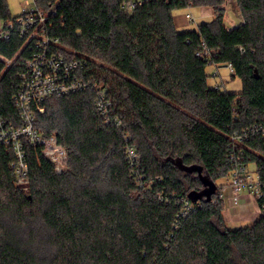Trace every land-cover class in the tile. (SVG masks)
<instances>
[{
    "label": "trees",
    "instance_id": "1",
    "mask_svg": "<svg viewBox=\"0 0 264 264\" xmlns=\"http://www.w3.org/2000/svg\"><path fill=\"white\" fill-rule=\"evenodd\" d=\"M225 1L142 0L131 12L124 0H59L49 33L86 58L82 75L95 87L52 96L35 114L39 132L68 152L62 170L27 145L25 191L12 149L0 147V264H264V210L231 228L223 199H211L217 185L210 199H193L200 174L215 184L227 175L230 135L264 123V0H236L239 21L228 26ZM186 7L211 8L212 18L179 30L174 11ZM16 17L0 0V24ZM30 45L16 24L0 37V116L15 125ZM208 63H230L241 90L210 85ZM98 90L111 103L108 119ZM244 142L241 158L263 174L262 138Z\"/></svg>",
    "mask_w": 264,
    "mask_h": 264
},
{
    "label": "built area",
    "instance_id": "2",
    "mask_svg": "<svg viewBox=\"0 0 264 264\" xmlns=\"http://www.w3.org/2000/svg\"><path fill=\"white\" fill-rule=\"evenodd\" d=\"M35 8L23 7L22 12L13 21L7 24H0V37L7 38L10 31L17 26L20 38L30 45V56L24 59L25 69L20 72L21 82L17 92L13 96L14 106L18 113L19 124L8 123L0 116V147L10 148L13 151L14 159L11 167L15 173V184L23 190L28 188L29 166L26 157V146H38L41 153L53 164L54 169L62 170L68 161L66 148L59 143L55 135L43 136L35 127L36 112H43L45 106L43 102L52 97L66 95L72 92L81 91L88 87H95L91 79H86L82 75L86 58L78 55L75 51H63L57 44V37L49 33L50 16L58 8L59 0H54L47 4V7L40 5L37 0ZM142 0H124L123 7L133 11ZM185 17L194 20L192 13L187 11ZM203 54L208 55L207 48ZM8 63L11 60H6ZM233 72L230 63L225 64ZM96 104L104 113V118L108 119V108L110 101L105 99L103 90H98ZM114 121L120 124V118L114 117ZM249 134H257L262 138L264 145V123H254L250 127L235 130L230 135V141L234 146L229 149L230 169L226 175V181L217 183V192L213 200L230 196L231 201L237 204L240 200L241 191H248L255 198L262 195L264 187V173L261 174V166L254 160H247L241 156L248 151L244 140ZM123 136L128 138V134ZM249 153L256 149L250 148ZM130 157H136L133 149H128ZM250 163L254 164V169H250ZM230 193V194H229ZM264 210V202L259 206ZM191 205L186 202L182 214H187Z\"/></svg>",
    "mask_w": 264,
    "mask_h": 264
},
{
    "label": "rangeland",
    "instance_id": "3",
    "mask_svg": "<svg viewBox=\"0 0 264 264\" xmlns=\"http://www.w3.org/2000/svg\"><path fill=\"white\" fill-rule=\"evenodd\" d=\"M7 3L12 15L20 14L22 12L23 7H26L28 9H33L36 6L34 0H7ZM224 6L226 7V11L224 14V23H226V25H233L235 21L238 22L240 15H239L238 6L236 4V0H226ZM177 10H181V12L190 11L192 13L194 20H188L190 23V26L188 28L195 27L196 23L201 20H209L212 18V10L211 8L208 7H186ZM202 12H208L209 14L202 15ZM206 72L209 75L208 77L209 84L213 86L220 85L222 91L238 92L242 88V80L237 76L232 77L231 76L232 72L230 71L229 67L225 64L208 63L206 66ZM128 135L130 136L129 133ZM249 168L254 169V164L250 163ZM224 181H226V176L219 177L216 180L217 183H222ZM228 197L229 196H226L225 200L223 199L224 209L226 208V210H230L233 206H235L229 202ZM259 211L261 212L260 207H259ZM252 214H253L252 212H248L244 218H246L249 215L251 216ZM259 214L260 213H257L256 215L254 214L253 216H251L252 219L229 221L228 225L231 228L249 225L255 220V218Z\"/></svg>",
    "mask_w": 264,
    "mask_h": 264
},
{
    "label": "crops",
    "instance_id": "4",
    "mask_svg": "<svg viewBox=\"0 0 264 264\" xmlns=\"http://www.w3.org/2000/svg\"><path fill=\"white\" fill-rule=\"evenodd\" d=\"M186 12L187 11L181 12V10L174 11L175 25L179 30H187V29L195 28V27L188 28L190 26V23L188 21L189 19L185 17ZM208 14H209L208 12H202V15H208ZM234 24H236V21L234 22ZM239 197H240V200L238 204H234L231 201L230 196L228 197L229 202L235 206H233L230 210H226V208L223 210V215H224V218L227 219L226 220L227 224L229 221L252 219L251 216H253L254 214L256 215L257 213H260L257 200L251 193H249L248 191H241L239 194ZM248 212H252L253 214L251 216L249 215L246 218H244Z\"/></svg>",
    "mask_w": 264,
    "mask_h": 264
},
{
    "label": "water",
    "instance_id": "5",
    "mask_svg": "<svg viewBox=\"0 0 264 264\" xmlns=\"http://www.w3.org/2000/svg\"><path fill=\"white\" fill-rule=\"evenodd\" d=\"M180 163V162H179ZM181 166L183 168H185L188 171H194L196 170L198 173L201 172V167L200 166H196V165H189V166H183L181 164ZM201 180L203 182L204 188L199 191L196 195L193 196V199H197L200 197L205 196L206 199H210L211 195L213 194V192L216 190V184L214 181H211L210 179H208L207 177L203 176L202 174H200Z\"/></svg>",
    "mask_w": 264,
    "mask_h": 264
}]
</instances>
